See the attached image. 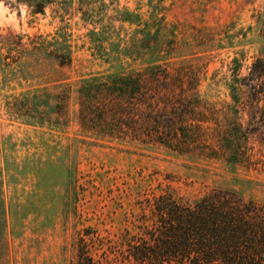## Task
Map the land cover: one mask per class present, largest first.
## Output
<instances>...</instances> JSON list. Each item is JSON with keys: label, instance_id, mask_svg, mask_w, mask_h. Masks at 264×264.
Listing matches in <instances>:
<instances>
[{"label": "rangeland", "instance_id": "1", "mask_svg": "<svg viewBox=\"0 0 264 264\" xmlns=\"http://www.w3.org/2000/svg\"><path fill=\"white\" fill-rule=\"evenodd\" d=\"M4 7L0 264H77L80 239L96 264H135L126 245L151 226L146 203L160 195L192 204L223 191L264 206V166L109 138L77 121L79 85L156 67L197 65L202 90L228 100L221 79L231 60L244 71L264 55V0H4ZM62 87L70 91L66 126L13 114L16 100Z\"/></svg>", "mask_w": 264, "mask_h": 264}, {"label": "trees", "instance_id": "2", "mask_svg": "<svg viewBox=\"0 0 264 264\" xmlns=\"http://www.w3.org/2000/svg\"><path fill=\"white\" fill-rule=\"evenodd\" d=\"M38 12L42 4L34 1ZM61 64H65L64 61ZM233 58L222 78L228 100L202 90L197 65L156 67L77 88V121L86 131L264 166V55L242 71ZM211 82L217 86L219 81ZM212 80V81H213ZM210 88L211 86L208 85ZM70 91L62 87L16 100L13 114L66 126ZM151 226L126 245L135 264H264V206L212 191L192 204L160 195L147 201ZM77 264H96L82 239Z\"/></svg>", "mask_w": 264, "mask_h": 264}, {"label": "clouds", "instance_id": "3", "mask_svg": "<svg viewBox=\"0 0 264 264\" xmlns=\"http://www.w3.org/2000/svg\"><path fill=\"white\" fill-rule=\"evenodd\" d=\"M8 13V8L4 7V0H0V24L4 23V17ZM13 17H9L11 20Z\"/></svg>", "mask_w": 264, "mask_h": 264}]
</instances>
